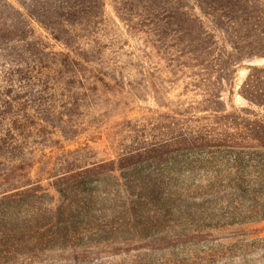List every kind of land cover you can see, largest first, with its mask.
<instances>
[{
    "label": "rangeland",
    "instance_id": "374dc122",
    "mask_svg": "<svg viewBox=\"0 0 264 264\" xmlns=\"http://www.w3.org/2000/svg\"><path fill=\"white\" fill-rule=\"evenodd\" d=\"M229 23L0 0V264H264V55Z\"/></svg>",
    "mask_w": 264,
    "mask_h": 264
},
{
    "label": "trees",
    "instance_id": "16d2710c",
    "mask_svg": "<svg viewBox=\"0 0 264 264\" xmlns=\"http://www.w3.org/2000/svg\"><path fill=\"white\" fill-rule=\"evenodd\" d=\"M148 3L153 5L154 11L161 9L166 17L177 18L181 32L195 33L197 29L200 33L207 32L206 21L214 25L220 22V19H227L230 25H236L237 29L241 31V48L246 50L241 58L247 52H260L258 54L264 55V42H261L264 37L261 38V34H255L256 31L264 32L261 30L264 26V0H206L198 6V12L187 11L188 7L178 5L179 0H148ZM196 21H198V26L193 25ZM254 69L257 68L251 69V73L242 86L241 93L251 103L262 105L264 99L261 102L260 98L264 97V90L259 91L262 81L256 73L252 72ZM252 136L253 140L262 141L264 144V132L252 133Z\"/></svg>",
    "mask_w": 264,
    "mask_h": 264
}]
</instances>
